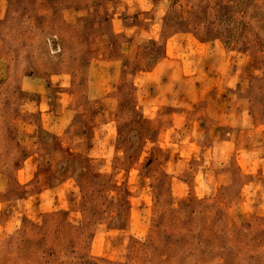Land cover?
I'll list each match as a JSON object with an SVG mask.
<instances>
[{"label": "rangeland", "instance_id": "1", "mask_svg": "<svg viewBox=\"0 0 264 264\" xmlns=\"http://www.w3.org/2000/svg\"><path fill=\"white\" fill-rule=\"evenodd\" d=\"M0 264H264V0H0Z\"/></svg>", "mask_w": 264, "mask_h": 264}]
</instances>
